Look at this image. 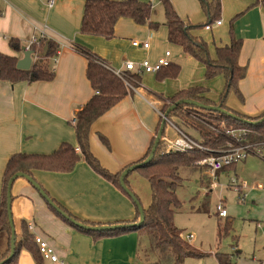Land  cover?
<instances>
[{
	"label": "crops",
	"instance_id": "crops-1",
	"mask_svg": "<svg viewBox=\"0 0 264 264\" xmlns=\"http://www.w3.org/2000/svg\"><path fill=\"white\" fill-rule=\"evenodd\" d=\"M143 1L160 3L159 0ZM219 1L223 17L216 20L221 23L216 24L214 20L210 28L204 25L190 32L205 42L211 57L215 56V47L230 43L231 36L241 40L237 62L246 69L238 81L241 99L231 93L225 103L238 113L255 116L264 112V10L259 0ZM84 2L53 0L48 5V0H0V53L22 57V50L10 48L8 39L11 37L26 47L33 36L47 37L59 46L56 55L45 60L53 69L52 79L14 83L0 80V189L4 165L12 153H48L62 142L76 145L74 112L94 93L86 76L87 59L76 46L88 48L112 67L143 59L153 64L162 57L179 65L174 77L158 79L155 72L140 73L135 90H127L126 95L92 122L88 137L90 151L111 172L144 156L160 121L157 111L179 90L202 86L206 89L204 96L214 102L219 100L224 76L205 78L204 64L168 40L165 17L164 20L151 19L161 24L156 28L120 17L114 25V35L104 38L80 32ZM201 2L171 0L176 13L193 25L207 21L208 14ZM133 40L147 41L149 46H133ZM166 51H169L168 56ZM34 58L31 55V60ZM252 158L264 162L251 154L240 163ZM238 163L221 172L228 177L232 169L233 177L237 178ZM32 177L50 198L78 219L108 223L135 216L132 199L82 159L69 172L36 169L32 170ZM207 177L209 180V175ZM245 189L247 183L238 190V195L243 196ZM10 193L15 240L25 220L32 233L43 237L58 257L57 261L43 258L37 262L27 249L21 248L16 264H142L139 252L143 233L94 238L79 231L58 217L21 176L12 181Z\"/></svg>",
	"mask_w": 264,
	"mask_h": 264
},
{
	"label": "trees",
	"instance_id": "trees-1",
	"mask_svg": "<svg viewBox=\"0 0 264 264\" xmlns=\"http://www.w3.org/2000/svg\"><path fill=\"white\" fill-rule=\"evenodd\" d=\"M159 2L162 6L165 17L164 24L168 29V40L171 43L180 46L183 53L192 56L204 64L205 78H211L218 74H222L225 78V84L223 90L219 94V100L217 102L204 96V93L206 92L204 87L194 86L179 90L177 93L169 97L168 102H164L161 110L164 112L172 103L183 98H188L199 101L205 105H219L221 108L236 115L238 118H235L228 113L206 110L191 104H179L169 112L167 116L168 118L173 114L181 117L183 116L181 107H185L201 112L211 120H214V123L209 122V124L211 123V129L204 126L200 127L198 130L200 139L194 138L211 151L193 148L186 152L169 151L160 154L161 142L158 143L152 159L146 164H141L134 169L138 170L139 174L148 181L151 191V202L147 207H143L144 219L139 224H135L139 219V212L138 207L134 202L136 213L132 219L100 223L74 217L51 198L60 209L68 214L69 217L84 224L90 226L121 225L114 229L100 230L79 227L69 218L61 215L51 205L47 204L48 207L63 221L73 228L87 233L94 238L118 235L127 232L146 233L149 238L147 253L148 255L153 254L154 258L151 262H145L142 264H182L185 258L201 257L203 256V253L183 239L180 230L173 223L174 211L180 207V200L175 193L176 187L181 180L179 169L182 167H196L197 162L204 157L213 154L212 151L225 149L229 144L235 145L237 143L236 140L225 132L226 129L245 130V133L243 134L244 142L255 143L264 140V120L257 121L259 118L264 117V112L255 116H249L234 111L225 103L228 95L231 93L241 99V93L238 89V81L246 73L245 67L239 65L237 62L241 48V40L231 36L230 43L215 47V56L211 57L205 42L190 32L192 28L210 24L212 21L219 18L220 1L202 0L201 5L204 6L208 18L205 23L197 25L191 24L188 20H183L176 13L171 0H159ZM259 3L262 10H264V0H259ZM153 10L152 4L143 0H85L80 32L98 35L104 38H111L114 35V25L120 17H128L138 24H147L150 28H156L158 22L151 20ZM231 31L232 30H230V33ZM8 43L10 48L15 51H20L23 46L21 42L14 37L9 38ZM58 47V44L53 40L43 36L38 37L36 42H32L27 46L32 52L31 55L35 57L28 69H18L16 67L18 58L15 55L0 53V80L14 83L18 81L52 79L53 69L50 68L45 60L50 56H55ZM44 48L45 52L43 54ZM75 49L82 53L87 59L86 76L94 89V93L89 100L74 112L73 127L75 131L76 145L69 142H62L57 148L48 153L15 152L6 160L0 189V264H16L17 255L21 248L27 249L37 262L43 259L35 242V235L32 233L27 221L23 220L21 223L20 236L17 241L15 240L14 252L8 260H4L8 256L10 250V226L6 207L7 187L9 180L16 172H22L30 176H32V170L36 169L69 172L74 168L75 164L82 159L97 174L113 183L122 190V192L128 195L119 182L121 171L128 165L116 172L107 170L90 151L88 139L92 122L104 111L110 108L116 101L126 95L127 89L123 81L107 67L109 64L106 63V61L86 47L76 46ZM178 70L179 65L168 63L166 66L160 67L155 73L158 79H164L176 76ZM130 78L139 79V75L132 73ZM239 118L253 122L249 123ZM161 120L162 118H160V121ZM160 121L156 127L155 134L158 130ZM154 137L152 138L144 156L134 163L141 162L149 154ZM100 138L106 143V139L103 136ZM76 148H79L80 151H77ZM128 174L124 179L127 186ZM135 196L137 197L136 194ZM128 197L130 198L129 195ZM137 199L139 200L138 197ZM198 210L205 211L206 209L202 206L201 209L199 207ZM230 222L231 219H227L218 226L219 235L224 234L231 229ZM215 254L218 264H231L230 254L222 252H217Z\"/></svg>",
	"mask_w": 264,
	"mask_h": 264
},
{
	"label": "rangeland",
	"instance_id": "rangeland-1",
	"mask_svg": "<svg viewBox=\"0 0 264 264\" xmlns=\"http://www.w3.org/2000/svg\"><path fill=\"white\" fill-rule=\"evenodd\" d=\"M151 3L154 9L151 19L164 20L160 3ZM221 16L222 14L219 18ZM181 112L183 116L173 114L169 118L170 121L196 139H200V127L211 129L210 124L214 123V120L201 112L185 107H181ZM167 131L171 136L176 135L171 126ZM163 148L161 144L160 154ZM205 170L206 166L201 161L197 162L196 167L179 169L181 180L175 193L180 200V207L174 211L173 223L180 230L183 239L203 253L201 257H187L183 264H218L215 256L217 252L230 254L232 264H258L264 260V188L259 187L264 184V162L252 158L247 159L244 164H237V182L247 183L243 196L238 195V191L230 182V177L235 176L232 169L229 170L228 177L220 172L217 185L212 186L210 191V182ZM127 183L139 198L141 206L147 207L151 202L148 181L138 170H132L128 174ZM220 202L225 206V217L216 213V205ZM202 206L205 211L198 210ZM227 219H231V229L219 235L218 226ZM257 223L260 226L256 227ZM140 242V263L151 262L154 255L147 253L149 238L146 233L141 234Z\"/></svg>",
	"mask_w": 264,
	"mask_h": 264
},
{
	"label": "built area",
	"instance_id": "built-area-1",
	"mask_svg": "<svg viewBox=\"0 0 264 264\" xmlns=\"http://www.w3.org/2000/svg\"><path fill=\"white\" fill-rule=\"evenodd\" d=\"M52 2L53 0H48V5H51ZM215 23L220 24L221 21L216 20ZM204 27L208 29L210 28V25L207 24ZM36 41L37 38L33 36L30 40V43ZM131 44L133 46H141L143 48H147L149 46V43L147 41L140 42L137 40H133ZM165 55L168 56L169 51H166ZM168 63L169 62L167 58L162 57L153 64H151L147 59H143L138 63L125 61L123 67H112L110 65H107V67L111 70L112 73H114L123 81L127 90H135L134 87L136 86L138 79L130 78V75L132 73L139 75L142 72H156L160 67L166 66ZM157 112L160 118L165 119L166 123V125H164V129L159 141L164 147L163 150H161V154L169 151L186 152L193 148H198L204 151L209 150L198 140H195L192 136H189L188 133L175 126L169 118L164 117V112L162 110L159 109ZM169 126L175 129V136H171L167 131ZM225 132L229 134V136L233 137L237 143L235 145L229 144L227 148L222 150L212 151L213 154H210L200 160L206 166V171L210 177L211 187L217 185L219 180V173L225 167L241 162L251 154H254L260 159L264 160V140L255 143L244 142L243 134L245 133V130L226 129ZM76 150L79 151V148H76ZM230 182L231 184H233V187H235L237 191H240L241 188L246 186L245 182H237V178L235 177H231ZM259 187L264 188V184H260ZM216 213L222 217H225L227 214L226 209L221 202L216 205ZM34 239L38 246L39 252L42 255V258L49 259L51 261L58 260V257L55 255L52 246L43 237L35 235ZM258 264H264V260L259 261Z\"/></svg>",
	"mask_w": 264,
	"mask_h": 264
},
{
	"label": "water",
	"instance_id": "water-1",
	"mask_svg": "<svg viewBox=\"0 0 264 264\" xmlns=\"http://www.w3.org/2000/svg\"><path fill=\"white\" fill-rule=\"evenodd\" d=\"M22 50V57H20L17 62H16V67L18 69H28L31 65V54L32 52L26 48V46H22L21 47ZM179 104H191V105H195L199 108H203L206 110H213V111H217V112H223V113H228L229 115L238 118L236 115L227 112L226 110H224L223 108H221L219 105H205L199 101L196 100H192V99H188V98H183L180 99L179 101H176L174 103H172L165 111H164V117H167L169 112L174 109L175 107H177ZM242 119V118H239ZM246 122L252 123L253 121L247 120V119H242ZM264 120V117L259 118L257 121H262ZM164 125H165V119H162L160 121L158 130L155 134L154 140H153V144L151 146L150 152L149 154L141 161V162H137V163H132L130 165H128L127 167H125L119 176V182L120 185L122 186V188L125 190V192L130 196V198L132 199V201L136 204V206L138 207V212H139V219L135 224H139L143 221L144 219V211H143V207L141 206L140 202L138 201L137 197L135 196V194L129 189V187L125 184L124 179L126 177V175L134 170L135 168H137L138 166H140L141 164H146L147 162H149L154 153L155 150L158 146V143L160 141V136L163 132L164 129ZM24 177L25 179H27L31 185L39 192V194L41 195L42 198L45 199V201L51 205L56 211H58L61 215H63L66 218H69L74 224H76L79 227H83V228H87V229H95V230H100V229H114V228H118L121 225L119 224H113V225H102V226H90L87 224H84L80 221L75 220L72 217H69L67 213H65L62 209H60V207L46 194V192L42 189V187L40 186V184L33 179L32 176L27 175L25 173L22 172H16L15 174L12 175L11 179L9 180L8 183V187H7V200H6V207H7V216H8V222H9V226H10V250H9V254L8 256L4 259V260H8L13 252H14V248H15V228H14V224L12 221V216H11V210H10V199H11V193H10V188H11V184L12 181L18 177Z\"/></svg>",
	"mask_w": 264,
	"mask_h": 264
}]
</instances>
